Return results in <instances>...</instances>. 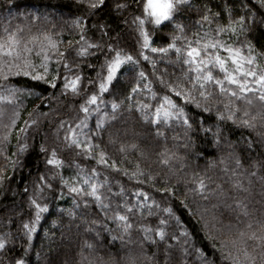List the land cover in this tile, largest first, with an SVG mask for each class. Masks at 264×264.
Masks as SVG:
<instances>
[{"label":"trees","instance_id":"obj_1","mask_svg":"<svg viewBox=\"0 0 264 264\" xmlns=\"http://www.w3.org/2000/svg\"><path fill=\"white\" fill-rule=\"evenodd\" d=\"M89 2L90 0H13V4L9 5L8 0H0V31L6 25L13 27L22 25L30 27L33 31L39 29L60 33L58 38L64 41L63 50L67 48L69 40H79L80 30L75 27L73 21L80 18L86 39L92 44L99 45L98 48L89 49L90 55L85 57L75 56L76 45H73V50L66 54L70 65L73 63L79 65L68 73L69 76L75 74L82 76L79 96H74L70 92L64 94L61 87L62 79L57 80L55 88L43 81H34L24 76H14L0 82V89L15 86L34 93L31 96L26 94L20 96L18 101L21 105L20 119L16 128L29 119V113H32L31 119L36 121L34 125L29 126L27 133H21L20 142L27 144L23 153L18 152L15 130L11 142L5 145V155L11 156L17 163L4 167V178L0 182V234L7 233L9 239L6 248L0 250V264H14V260L21 257L26 260V264H165L163 256L165 242L152 244L144 241L143 233L137 227L144 224L155 228L159 226L161 219L167 221L164 227L169 239L166 243L173 245L167 264H205L195 249H200L201 253L208 257V264H231L230 260L223 258L227 256V251L220 249V241L228 234L229 225L242 227L246 222L245 217H238L239 209L234 202L242 200L256 218L264 215L262 179L264 142L256 132L234 125L231 121L217 120L216 111L222 109L203 112L193 104L185 105L174 95L172 98L185 107L193 123V129L189 132L191 144L188 149L184 147L187 138L184 136L182 126L175 124L171 127L162 126L161 130L165 136L156 137L155 128L142 122L139 113L127 111L128 101H125L118 111L117 119L106 123L103 129L96 128L97 116L93 113L88 120V131L89 135L93 136V142L98 143L100 149L108 153L110 162L115 160L119 166L127 168L130 172L135 170V165L139 162L146 175L154 177V186L150 183L140 184L120 172L97 166L94 159H85L83 155H77L79 150L66 146L63 131L59 133L57 139L55 129L59 122L61 120L74 122L82 115L78 109L80 103L87 98L85 93L98 91L99 80L107 74L105 60L115 55L114 50L131 55L139 63L121 66L118 71L119 80L115 82L118 93L114 94L113 89L101 94L105 101L100 106L101 111L111 113L110 102L122 100L137 83L141 84V90L132 95L133 103L137 100L153 105L159 102L151 99L150 95H145L146 90L142 86L146 82H151L152 90L158 96L165 94L153 76V65L143 60L140 55L142 38L137 25L132 23L134 15H139L140 11L134 6L133 0H105V4L98 9H90ZM116 3H128L132 6L116 10L114 8ZM244 3H247L255 14V22L246 24L249 29L246 34L225 39L229 43L248 40L258 54L264 53V9L256 0H189V5L177 16L176 21L165 22L162 26L155 27L146 23L145 28L152 36V46L164 47L170 42V36L175 34L174 23H183L184 34L191 36L193 32L201 31L195 21L204 14L206 6L211 8L213 13L219 12L220 17L211 25L205 24V30L215 28L216 23L227 22L228 17L224 12L226 6L231 8L233 18L251 15L252 13L243 7ZM100 25L105 27L101 28ZM109 44L112 45V50L107 47ZM143 51L156 61L157 71L166 67L162 60L174 58V53L162 57L147 49ZM54 66L53 64L52 67ZM140 71L145 72L146 80L137 79ZM169 71L173 69L169 67ZM60 72L63 76V68ZM88 80L94 81V84L89 85ZM8 115L6 112L3 123L8 122ZM201 122L205 128L210 127L213 133L219 129L221 133L219 143L215 142L216 137L212 133L198 131ZM260 131L264 129L258 128L257 132ZM176 136L180 139H176ZM248 140L254 142L251 150L247 148ZM132 143H136L138 148L120 152L121 144L127 146ZM42 144L48 153L52 148H56L57 156L65 162L61 169L55 170L46 165V153L40 151ZM165 148L183 158L171 162L172 173L169 172V166L159 163L157 156V153ZM14 152L18 154L12 156ZM236 156L242 159V167L238 169L234 162ZM73 160L84 166L86 171L97 167L101 174L100 180L108 177L109 184L104 189L105 194L108 187L113 193H118L119 186H123L125 194L131 201L130 193L136 188H142L157 202L158 207L151 209L152 215L147 214V209L143 215L129 214L133 228L129 233H123L114 221L109 220L103 211L95 206L91 197L71 193L67 187L59 184L58 178H52L53 171H59L65 177L75 175L77 169L72 165ZM6 163L0 156V167ZM253 163L257 166L253 167ZM181 164L184 165L183 168L180 167ZM225 168L236 169L238 173H242L239 178L249 191L234 189L229 179L231 171L225 173ZM194 172L200 177L210 178L205 183L208 189L216 191H206L204 197L193 195L190 189L194 187L192 184ZM253 172L255 176H250L249 174ZM42 174L49 183H52L53 188L45 189L44 198L38 201L48 204V211L42 214L29 241L24 234L23 224L31 222L35 209L29 206L28 197L33 194L35 184L39 183V176ZM140 179H146V176ZM217 185H220V189H217ZM166 187L174 188V193L157 191ZM221 189L222 194H216ZM83 199L89 201L88 207L84 206ZM73 200L80 207L74 209L76 216L70 217L62 210L73 209ZM165 208L172 209L171 216L164 212ZM111 214L109 211L108 215ZM173 217H177L178 220ZM182 231H186L188 235L180 236ZM172 235H176L178 240L172 241L170 239ZM210 235L216 239H209ZM185 240L188 241L187 244ZM89 244L92 247H88ZM184 247L187 248V254L181 251Z\"/></svg>","mask_w":264,"mask_h":264},{"label":"snow or ice","instance_id":"obj_2","mask_svg":"<svg viewBox=\"0 0 264 264\" xmlns=\"http://www.w3.org/2000/svg\"><path fill=\"white\" fill-rule=\"evenodd\" d=\"M8 3L12 5L13 0H8ZM256 3L264 9V0H256ZM104 4L105 0H90L88 7L98 9ZM133 4L140 11V14L134 15L132 20V23L137 25V30L142 38L140 55L143 60L153 65V76L164 89L165 94L158 96L152 90L151 82H146L142 86L146 90L145 95H150L151 99L159 102L155 105L145 103L143 100H137L133 103L131 100L132 95L141 90V84L137 83L122 100L119 102L112 100L110 102L111 113L101 111L100 106L105 103L101 94L113 89H115L114 94L118 93L115 82L119 80L118 71L121 66L128 63H139L131 55L122 54L121 50H114L115 55L111 59L105 60L104 66L107 69V74L99 80L98 91L91 94L85 93L87 98L80 103L78 109L82 115L74 122L65 120L59 122L58 127L55 129L57 139H59V133L63 131V140L66 146L79 150L76 153L77 155H83L85 159H94L97 166L120 172L140 184L150 183L154 186V177L146 175L139 162L136 163L135 170L131 172L127 168L119 166L115 160L110 162L108 153L101 150L100 145L93 142V136L89 135L88 120L95 113L97 116L96 128L103 129L106 123L117 119L118 111L124 102L128 101L127 111L139 113L142 122L155 128L154 135L156 137L165 136V133L161 130L162 126L171 127L173 124L182 126L184 136L187 138L184 147L188 149L191 144L189 132L193 129V123L186 113L185 107L172 98L174 95L178 100L183 101L185 105L193 104L196 108L202 109L203 112L222 109L216 111L217 120L231 121L234 125L250 129L256 132L264 142V131L257 132L258 128L264 129V53L258 54L248 40H237L229 43L225 39V37H239L249 31L246 24L255 22V14L252 13L249 5L244 3L243 7L248 9L249 13H252L251 15H239L235 18L232 17L231 8L226 6L224 12L228 17L227 22L224 24L216 23L215 28L205 30V24L211 25L220 17L219 12L213 13L211 8L206 6L204 14L195 21L201 31L193 32L191 36L185 35V25L176 22L173 24L176 31L175 34L170 36V42L164 47H153L151 44L152 36L145 28V24L149 23L155 27L162 26L165 22L172 23L176 21L177 16L182 14L185 7L189 5V0H133ZM130 6L132 5L128 3L114 4L116 10L126 9ZM32 19H37V17H32ZM73 24L80 30L79 40H69L67 48L63 50L64 41L58 38L60 33L39 29L33 31L30 27L22 25L4 26L0 31V82L7 81L10 77L24 76L30 77L34 81H43L55 88L57 80L62 79L61 87L64 94L70 92L74 96L81 95L82 76L80 74L68 75L70 71L78 68L79 65L76 63L70 65L68 59H66V54L73 50V45H76L74 49L75 56L85 57L90 55L89 49L98 48L99 45L92 44L86 39L85 29L83 24L80 23V18H76ZM100 27L105 26L100 25ZM107 47L112 50L111 44ZM144 49L160 54L162 57L174 53V58L162 60L161 62L165 63L166 67L157 71L156 61L145 55ZM53 64L54 67H52ZM169 67L173 71L170 72ZM61 68L64 70L63 76H61ZM137 79L146 80L145 72L140 71L137 74ZM88 84L92 85L94 81L88 80ZM23 94L34 95L30 90L15 86L0 89V156L7 162L5 166L0 167V182L4 178V167H7L8 164L14 166L17 163L11 156L5 155V145L11 142L13 131L15 130L18 152L23 153L27 148V144L20 142L21 133H27L29 126L36 123L35 120L31 119L32 113H29V119L18 129L16 128L17 121L20 119L21 108L18 101ZM6 112L9 113L8 122L3 123ZM198 131L212 133L216 137L215 142H220L221 133L219 129L213 133L210 127L205 128L201 122ZM175 138L180 139L179 136ZM253 143L252 140L247 141L249 150L252 149ZM137 148L136 143L127 146L121 144L119 150L124 153L126 149L135 150ZM40 151L46 153L45 163L47 166L55 170H59L64 166L65 162L57 156L56 148H52L51 152L48 153V150L42 144ZM17 154L14 152L12 156ZM141 155L143 156L144 153H141ZM157 156L161 165L169 166L170 173H172L171 162L183 159L166 148L157 153ZM234 162L237 169L242 167V159L239 156L234 158ZM72 165L77 169L75 175L65 177L59 171H53L52 178H58L59 184L67 187L71 193H76L81 197H91L95 206L102 210L109 220L114 221L123 233H129L133 228L129 214L140 213L143 215L144 210L147 209V214L152 215L151 209L158 207L157 202L152 200L149 193L142 188H136L130 193L131 201L128 195L125 194L123 186H119L118 193H113L112 189L108 187L107 194H105L104 189L109 184V179L105 176L103 180H100L101 174L98 172L97 167H92L86 171L84 166L76 163L75 160L72 161ZM252 166L256 167L257 165L253 163ZM180 167L183 168L184 165L181 164ZM224 171L225 173L231 171L229 179L234 189L242 192L249 191L239 178L243 175L242 173H238L236 169L229 170L225 168ZM249 175L255 176V173ZM145 176L146 179H140ZM192 177L194 187L190 191L193 195L204 197L206 191H216L208 189L205 183L210 178L200 177L195 172L192 173ZM117 184L119 185V182ZM249 184H251L250 180ZM52 188V183H49L46 176L42 174L39 176V183L35 184L33 194L28 197L29 206L35 209L34 218L31 222L23 224L24 234L29 241L36 231L42 214L48 211V204L38 201L44 198L45 189L51 190ZM217 189H220V185H217ZM157 191L170 194L174 193V188H159ZM222 191L221 189L216 194H222ZM105 201L109 202L106 203ZM234 203L239 209L238 217H245L246 222L243 223L242 227L228 226V234L220 241V249L227 251V256L223 258L230 260L231 264H264V215L260 218L254 217L252 212L249 211L248 205L242 200H236ZM83 204L88 207L89 201L83 199ZM113 204H115V207H113ZM79 207L80 205L73 200V209L62 211H65L70 217H75L77 213L74 209ZM109 211L112 212L111 215H108ZM164 212L169 213L170 216L172 215L171 208H165ZM173 218L178 220L177 217ZM166 224L167 221L161 219L159 226L155 228L150 225H137L143 233L144 241L152 244L165 242L163 250L165 264L169 259L170 249L173 247V245L166 243L169 239L164 227ZM205 226L207 227V224ZM187 235L186 231L180 233V236ZM208 238L216 239L211 235ZM170 239L177 241L178 237L172 235ZM187 243L188 241L185 240V244ZM8 244V234H0V250L5 249ZM88 247H92V245L89 244ZM181 251L187 254L186 247L182 248ZM195 251L198 257L205 264H208V257L203 255L200 249H195ZM14 264H26V260L21 257L15 259Z\"/></svg>","mask_w":264,"mask_h":264}]
</instances>
